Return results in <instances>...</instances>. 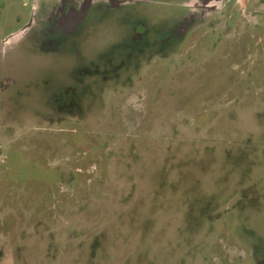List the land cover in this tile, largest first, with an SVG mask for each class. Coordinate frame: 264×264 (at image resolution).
Segmentation results:
<instances>
[{"label": "rangeland", "instance_id": "1", "mask_svg": "<svg viewBox=\"0 0 264 264\" xmlns=\"http://www.w3.org/2000/svg\"><path fill=\"white\" fill-rule=\"evenodd\" d=\"M181 2L0 0V264H264V0Z\"/></svg>", "mask_w": 264, "mask_h": 264}, {"label": "flooded vegetation", "instance_id": "2", "mask_svg": "<svg viewBox=\"0 0 264 264\" xmlns=\"http://www.w3.org/2000/svg\"><path fill=\"white\" fill-rule=\"evenodd\" d=\"M154 1L155 0H148L147 2L144 0H82V2H76L74 0H56V5L49 8L50 12L43 16L40 22L43 23L41 26L45 27V33L47 35L67 40L71 34L76 33L77 29L85 24L91 14L90 11L93 9L98 11H117L130 5L144 2L150 3ZM189 1L190 0H182L179 6L186 8ZM76 11L78 13H76ZM184 11L185 16L177 25V30H172L174 35L175 33H179L182 28L186 27V23L184 21L190 16V14L189 10L188 12L186 9ZM32 24L33 19L30 25L24 27V29L18 34L25 32ZM147 33V27H145L144 24H138L132 31L131 43L136 46L139 45L141 39L145 37ZM13 36L14 35H10L9 38L5 40L3 39L2 44H7ZM51 45L53 46L54 44L52 43Z\"/></svg>", "mask_w": 264, "mask_h": 264}]
</instances>
